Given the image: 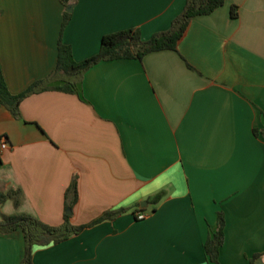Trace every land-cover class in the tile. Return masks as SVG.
Masks as SVG:
<instances>
[{
	"label": "crops",
	"instance_id": "obj_1",
	"mask_svg": "<svg viewBox=\"0 0 264 264\" xmlns=\"http://www.w3.org/2000/svg\"><path fill=\"white\" fill-rule=\"evenodd\" d=\"M224 1L191 22L177 51L102 61L74 94L23 99L18 118L0 108L9 144L0 151V192H21L20 207L8 201L0 219L28 214L61 226L76 181L71 223H96L35 248L34 264H210L205 243L219 213L221 264L257 255L264 263V0ZM186 3L77 0L61 36V0H0L7 87L20 95L47 79L60 36L80 63L106 35L137 29L149 40L168 31ZM107 213L117 214L99 222ZM24 248L21 232L0 235V264H20Z\"/></svg>",
	"mask_w": 264,
	"mask_h": 264
},
{
	"label": "trees",
	"instance_id": "obj_2",
	"mask_svg": "<svg viewBox=\"0 0 264 264\" xmlns=\"http://www.w3.org/2000/svg\"><path fill=\"white\" fill-rule=\"evenodd\" d=\"M77 0H61L65 7ZM224 0H187L183 12L173 21L171 28L162 33L154 34L149 40H144L137 29L120 31L103 37L99 53L80 63L73 58L70 46L62 41L65 27L71 20V14L64 13L61 36L58 42V59L52 74L45 80L33 84L20 95H13L5 82L0 66V108H7L14 117L20 116V105L26 97L40 92L60 91L74 94L78 89V80L85 72L102 61L121 59H135L142 61L145 56L160 51H177L179 43L188 32L191 22L200 16L211 15L224 5ZM236 12L233 9V16ZM2 139V138H1ZM0 139V141H1ZM77 184L72 183L66 194L67 209H71L77 202ZM8 201H13L16 208L21 204V192L10 189L0 192V208ZM160 197L151 202L157 204ZM117 213H107L100 220L113 218ZM96 223L75 226L71 223L70 215L65 214L61 226H49L28 214L1 215L0 235L7 236L21 232L24 239V256L20 264H34L35 248L57 245L78 235L86 228ZM225 219L222 213L218 216L217 230L205 243V253L210 264H221L220 253L225 243ZM261 255H257L251 264H255Z\"/></svg>",
	"mask_w": 264,
	"mask_h": 264
},
{
	"label": "built area",
	"instance_id": "obj_3",
	"mask_svg": "<svg viewBox=\"0 0 264 264\" xmlns=\"http://www.w3.org/2000/svg\"><path fill=\"white\" fill-rule=\"evenodd\" d=\"M8 147H9L8 142L6 141L5 138H2L1 141H0V151H4V150H6ZM136 219H137L138 221H143V220L146 219V215H145V214H141V213H139V214L136 216Z\"/></svg>",
	"mask_w": 264,
	"mask_h": 264
},
{
	"label": "water",
	"instance_id": "obj_4",
	"mask_svg": "<svg viewBox=\"0 0 264 264\" xmlns=\"http://www.w3.org/2000/svg\"><path fill=\"white\" fill-rule=\"evenodd\" d=\"M73 9H74V5H69L68 7H67V12L68 13H72L73 12ZM72 213H71V209H68V211H67V215H71ZM256 264H264L263 263V261H262V259L261 258H259L258 259V261L256 262Z\"/></svg>",
	"mask_w": 264,
	"mask_h": 264
},
{
	"label": "rangeland",
	"instance_id": "obj_5",
	"mask_svg": "<svg viewBox=\"0 0 264 264\" xmlns=\"http://www.w3.org/2000/svg\"><path fill=\"white\" fill-rule=\"evenodd\" d=\"M66 214H67V212H66Z\"/></svg>",
	"mask_w": 264,
	"mask_h": 264
}]
</instances>
